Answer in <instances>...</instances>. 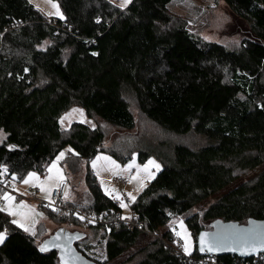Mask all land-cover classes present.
Instances as JSON below:
<instances>
[{
	"label": "trees",
	"instance_id": "obj_1",
	"mask_svg": "<svg viewBox=\"0 0 264 264\" xmlns=\"http://www.w3.org/2000/svg\"><path fill=\"white\" fill-rule=\"evenodd\" d=\"M57 1L63 18H48L29 0H0V131L7 133L0 145V183L3 173L19 180L32 171L44 174L70 146L62 164L78 174L85 162L92 202L68 203L99 222L83 225L73 213L39 207L55 223L108 237L104 264L132 248L115 264H192L178 251L172 230H165L177 217L193 236L194 258L200 256L199 232L215 219H264V168L239 182L264 164V0H223L243 37L235 49L189 32L171 15L172 0H132L125 9L111 0ZM130 103L168 133L201 136L205 144L156 145L144 139L139 147L106 146L100 125L75 122L64 130L60 124L62 114L78 105L88 118L129 132L136 128ZM98 153L121 163L134 154L140 163L151 156L161 163L131 204L134 230L113 223L122 209L89 168ZM226 188L201 213H192ZM5 191L0 187V196ZM37 229L29 234L0 211V232L6 233L0 264H61L57 251H40L54 232L38 243L45 231ZM78 232L83 238L75 246L90 258L79 246L88 234ZM220 260L233 264L229 255Z\"/></svg>",
	"mask_w": 264,
	"mask_h": 264
},
{
	"label": "rangeland",
	"instance_id": "obj_2",
	"mask_svg": "<svg viewBox=\"0 0 264 264\" xmlns=\"http://www.w3.org/2000/svg\"><path fill=\"white\" fill-rule=\"evenodd\" d=\"M41 13H43L48 18H63V13L60 7V4L57 0H29ZM116 3L119 7L122 4L123 0H111ZM132 0L126 4V6L121 7L122 9L127 8ZM55 4L58 7L59 15L57 14V8L53 7ZM169 10L171 15L175 18L183 20L186 24V28L192 34L211 42L220 43L227 48L235 49L240 46V43L243 39L242 35L235 32L237 30V18L231 9L223 0H172L169 5ZM45 43L42 47H45ZM130 110L134 114L136 128L132 131H122L115 127H110L104 122H98L92 118H88L84 109L80 106L75 105L70 110L62 114L60 117L61 127L66 130L71 127L75 122H83L91 127L100 125L106 132L107 142L106 146L117 143L122 145L131 146L133 143L138 144L139 142L145 139V142L150 141L154 144L161 143L164 145L166 142L173 144H184L190 147L196 148L205 144V139L201 136L196 135H177L173 133H168L167 131L161 129L158 125L154 124L150 120L146 119L145 115L137 108L136 105L130 103ZM76 110V111H73ZM66 117L63 122L61 118ZM7 138V133L5 131H0V145H2ZM135 141V142H134ZM70 146L66 147L61 151L56 158L47 166L44 174L32 171L34 177H29V173L21 180L17 176L13 175L11 178L10 189H7L5 193L13 197L11 206L13 209H19L22 212H29V216L24 220L26 226H29L32 231L27 232L33 234L36 232L37 225L42 223L45 227H40L38 231L41 232L37 236V242L42 241L46 236L55 232L58 229H67L69 231H85L88 236L84 243L80 244V248L84 250L89 257L97 263L104 264L107 259L106 252V242L108 237H102L101 233L98 232L95 234L94 230L84 229L83 227L75 228L70 224L55 223L50 220L45 213V210L39 207L41 201L52 203L51 193L53 189L57 188L62 179L67 178L70 183H68V191L64 197V202H79L81 205L88 206L90 205L91 196L88 192V186L85 183V174L87 173L86 164L82 162L81 172L74 174L69 168L62 164L63 159L68 155ZM63 153V156L60 159H57L60 154ZM100 159H97V158ZM104 157L110 158L109 160L103 159ZM93 161H96V167H93ZM114 161L115 164L110 163ZM149 161H154L156 165H159L157 169L154 165L149 164ZM55 165V167H53ZM89 168L96 175L98 183L102 191L107 194L109 197L115 199L120 207L121 201L126 205V207H121V216L124 219L131 218V207L123 200L124 196L128 197L131 201V204L135 202L139 194L146 188V186L153 180L158 171L161 169V163L159 160L151 156L147 159L145 163H140L138 161V155L129 159L126 163L119 162L116 158L107 153H98L90 162ZM264 168V164L258 167L253 172H248L243 179L246 180L251 174L259 172ZM6 170L4 169L3 172ZM42 175L44 177L42 178ZM114 177H121L126 181L125 185H118L113 182ZM27 180L28 183L24 181ZM43 185L47 192L39 191L38 198L33 199V193L29 191L30 187H35ZM231 187H228V189ZM227 188L221 191L220 193L212 196L211 199L207 200L199 207H197L194 212H202L210 204L214 203L224 192L228 190ZM3 194V195H4ZM131 194L135 199H131L129 196ZM1 196L0 208L8 206L9 202L3 199ZM119 196V199L116 197ZM46 207V206H44ZM8 214L7 211H3ZM87 213V212H85ZM9 215V214H8ZM11 220L14 219L21 220L20 216L9 215ZM78 220L86 225L82 219ZM181 224L183 227H181ZM17 225V224H16ZM18 226V225H17ZM21 228V227H20ZM42 228V229H41ZM23 229V228H21ZM172 230L174 235L177 237V242L179 241L184 250V255H190L193 253L195 244L193 236L185 223L183 217H177L171 220L168 225L165 227V230ZM24 230V229H23ZM26 232V231H25ZM2 233H6L2 231ZM5 240V239H4ZM147 239L143 241L146 243ZM187 243L188 251L185 252V244ZM1 244V243H0ZM143 245V244H142ZM136 248L128 250L122 254L118 259L112 261V264L118 263L126 259Z\"/></svg>",
	"mask_w": 264,
	"mask_h": 264
},
{
	"label": "water",
	"instance_id": "obj_3",
	"mask_svg": "<svg viewBox=\"0 0 264 264\" xmlns=\"http://www.w3.org/2000/svg\"><path fill=\"white\" fill-rule=\"evenodd\" d=\"M201 234H207L206 238L212 244L211 251L207 247L201 250ZM82 238L81 232L58 229L42 244L47 245L46 251H57L61 264H98L76 248L75 242ZM196 244L200 256L215 253L218 256L235 255L240 259L251 258L256 254L264 253V219L252 217L245 223L215 219L209 229L199 232Z\"/></svg>",
	"mask_w": 264,
	"mask_h": 264
},
{
	"label": "built area",
	"instance_id": "obj_4",
	"mask_svg": "<svg viewBox=\"0 0 264 264\" xmlns=\"http://www.w3.org/2000/svg\"><path fill=\"white\" fill-rule=\"evenodd\" d=\"M3 182L0 183V187L3 189H10L11 186V179L8 177L6 173H3ZM113 182L118 184V185H125L126 181L121 178V177H114ZM29 191L32 192L34 195V198H38V188L37 187H30ZM68 191V181L67 180H62L60 185L53 189L51 193V198H52V203H47L44 201H41L40 204L51 207L56 211H66L68 213H73L77 218L82 219L84 222H86V225L90 224H96L99 222V218L92 214L85 213L84 211L76 209L71 203L64 202V197ZM123 200L131 207V201L128 197L124 196ZM1 196H0V204H1ZM103 213L102 215H104ZM135 219V214L131 210V218L124 219L121 214H117L116 218L113 220V223H119V222H125L126 226L130 230H134L137 228V224L134 221ZM177 248L178 251L184 254L183 246L182 244L178 241L177 242ZM186 256L187 260L192 262V264H223L222 261L220 260L221 256H218L215 253H209L204 256H199L197 258H194L190 255H184ZM233 259V264H264V253H259L254 255L251 258L247 259H240L235 255H229ZM238 258V259H234ZM235 260V261H234Z\"/></svg>",
	"mask_w": 264,
	"mask_h": 264
},
{
	"label": "snow or ice",
	"instance_id": "obj_5",
	"mask_svg": "<svg viewBox=\"0 0 264 264\" xmlns=\"http://www.w3.org/2000/svg\"><path fill=\"white\" fill-rule=\"evenodd\" d=\"M128 2H129V0H123L122 4L120 6L124 7V6H126V4ZM53 7L57 8V14L59 15L58 7L55 4H53ZM73 111H76V110H73ZM65 118L66 117H62L61 118V122H63V120ZM9 147L12 148V147H15V146L14 145H10ZM62 156H63V153H61L60 156L57 157V159H60V157H62ZM97 159H100V158L98 157ZM103 159L109 160L110 158L104 157ZM110 163L115 164L114 161H110ZM149 164L154 165L157 169H159V165H156L154 161H149ZM53 167H55V165H53ZM93 167L94 168L96 167V161H93ZM34 176H35L34 173H29V177H34ZM24 182L28 183L27 180H25ZM40 190L42 192H47V189L43 185L40 186ZM129 196L131 197V199H133V200L135 199V197L132 196L131 194H129ZM116 198L119 199V196H117ZM3 199L8 201L9 204H8V206H6L4 208H0V211H7L8 214L12 215V216H20L22 218L21 220L14 219L12 221V223L13 224H17L19 227L23 228L24 231H26V232L32 231V229L29 226H26V224L24 223V220L27 219L28 216H29V212H22L19 209H15L14 210L13 207L11 206V202L13 200V197L8 195L7 193H5L3 195ZM121 207H126V205L123 203V201H121ZM181 227H183L182 224H181ZM206 237H207V234H201V237H200V242H201V246H202L201 250H204V247H207V249L209 251H211L212 250V244ZM4 239H5V234L0 232V243H2L4 241ZM46 250H47V245L46 244H42L40 246V251L43 252V251H46ZM187 251H188V246H187V243H186L185 244V252H187Z\"/></svg>",
	"mask_w": 264,
	"mask_h": 264
},
{
	"label": "crops",
	"instance_id": "obj_6",
	"mask_svg": "<svg viewBox=\"0 0 264 264\" xmlns=\"http://www.w3.org/2000/svg\"><path fill=\"white\" fill-rule=\"evenodd\" d=\"M43 177H44V175H42V178H43ZM62 180H67V181H68V179H67V178H65V179H62ZM68 183H70V182L68 181ZM35 187H37V188H38V186H35ZM39 191H40V188H38V195H39ZM38 195H37V196H38ZM33 199H35V198H34V196H33ZM37 199H39V198H37ZM37 226H38V225H37Z\"/></svg>",
	"mask_w": 264,
	"mask_h": 264
}]
</instances>
